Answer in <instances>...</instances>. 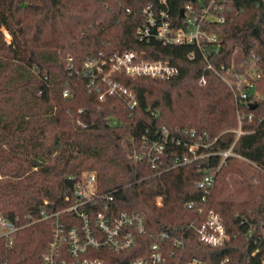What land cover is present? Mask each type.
Instances as JSON below:
<instances>
[{
  "label": "trees",
  "instance_id": "obj_1",
  "mask_svg": "<svg viewBox=\"0 0 264 264\" xmlns=\"http://www.w3.org/2000/svg\"><path fill=\"white\" fill-rule=\"evenodd\" d=\"M153 1L0 0V94L5 88L19 94L14 108L0 106V174L7 176L0 181V215L17 228L0 236V264H48L44 256L56 217L43 219V211L51 213L64 192L74 193L77 181L91 171L101 191L118 190V208L147 214L150 242L158 241L163 228L171 232L169 264L192 258L218 264L226 256L228 264H263L264 245L252 256L255 238L247 237L249 224L242 220L261 222L264 216V182L253 184L244 167L248 162L264 171V101L237 106L229 85L206 69L194 45L140 41L142 9ZM192 1L170 0L178 23L183 4ZM219 1L226 2L227 22L219 26L222 44L211 54L214 66L232 65L237 49L264 59V0ZM126 50L144 52L146 59H168L180 74L161 80L115 72L113 78L136 94L137 103L131 107L122 95L101 100L89 86L85 64ZM238 111L254 116L246 119V133L236 140ZM196 141L213 142L211 151L227 150L235 142L241 156H230L220 166L206 203L221 213L233 235L220 247L201 243L189 228L205 218L197 210L203 205L197 182L221 159L214 155L185 163L193 157L186 144ZM155 142L165 145L162 152H151ZM140 154L142 159L136 157ZM157 195L164 197L162 206ZM189 201L197 207L187 208ZM175 238L183 245L176 247Z\"/></svg>",
  "mask_w": 264,
  "mask_h": 264
},
{
  "label": "built area",
  "instance_id": "obj_2",
  "mask_svg": "<svg viewBox=\"0 0 264 264\" xmlns=\"http://www.w3.org/2000/svg\"><path fill=\"white\" fill-rule=\"evenodd\" d=\"M226 2L219 0H196L185 2L181 8V23L174 18L170 0H154L146 4L142 13L144 21L138 29L140 41H158L162 45H194L206 61V69L217 72L229 85L236 98L237 106L252 105L256 99L264 101V59L254 51L245 56L242 49L234 52L232 65H222L218 70L211 61L213 51L219 50L222 37L219 26L227 22L225 14ZM131 12L130 8H127ZM144 52L137 50L116 51L108 58L86 62L84 70L90 78L91 90L100 93V99L107 94L122 95L129 98L131 107L137 103L136 94L122 82L113 78V73L122 72L132 77L148 76L161 80H169L180 74L177 64L168 59L143 58ZM195 52L190 57L194 58ZM73 61V58H70ZM201 83H206L205 74ZM69 95L68 91L64 92ZM253 113L238 111V126L234 129L236 140L246 133L244 122L252 119ZM163 131L168 135L164 126ZM194 135V134H193ZM235 140V141H236ZM181 143V141H178ZM213 142L186 144L192 158H186L185 163L197 159H209L220 156V164L216 170L205 171L197 187L203 190V205L197 207L196 201H189L186 207L198 208L205 218L197 223L191 222L189 228L197 233L198 240L208 246L220 247L233 239L220 212L214 208H206L209 195L215 182L220 166L230 156L241 157L234 151L235 142L227 150L211 151ZM165 145L155 142L151 152H162ZM142 159L143 154L136 155ZM158 158V157H157ZM153 159V167L156 166ZM72 179H76L74 176ZM118 190L101 191L98 185L97 173L88 172L82 180H78L74 193L65 191L54 204L51 213L43 211V219L56 217L53 239L44 256L48 264H169V255L174 252L167 249L166 243L172 238L171 232L163 228L157 235L158 241L150 242V231L147 214L139 209H120L117 206ZM163 195L156 196L158 206L163 205ZM47 202V201H46ZM247 223L246 235L255 238V248L252 256L261 252L264 243V216L260 222H252L244 217ZM259 224V225H258ZM2 227L7 230L2 232ZM259 227V231H258ZM16 227L0 215V236H8L16 231ZM256 235L254 236V234ZM174 245L180 247L183 241L174 239ZM230 256H226L218 264H228ZM264 264V259H262ZM186 264H207L205 260L192 258Z\"/></svg>",
  "mask_w": 264,
  "mask_h": 264
},
{
  "label": "rangeland",
  "instance_id": "obj_3",
  "mask_svg": "<svg viewBox=\"0 0 264 264\" xmlns=\"http://www.w3.org/2000/svg\"><path fill=\"white\" fill-rule=\"evenodd\" d=\"M6 37L7 39H11V36L9 35L8 32H6ZM72 56H70L71 58ZM69 64V61H67ZM6 88H5V91L2 92L0 94V106H4L6 107L7 109L8 108H14V105H17L18 104V100L19 98L17 96H19L18 93H15V92H12L11 94L9 93H6ZM15 99V100H14ZM53 131V128L51 127V131L49 132V138L47 140L48 143H51L52 142V134L51 132ZM2 134V131L0 130V135ZM2 136V135H1ZM2 148L5 149L6 151H9V147H3L2 145ZM4 154H7V153H4ZM57 154V153H55ZM55 154L53 156H55ZM244 167H245V171L246 173L248 174V177H250L251 179V182L255 185H263V182H264V171L257 165V164H248V162H246L244 164ZM2 169H6V168H2ZM230 176V175H228ZM7 176H4L2 174H0V181L1 180H4ZM227 182H229V186L230 188L232 187V179L230 177H227ZM7 230L6 227H2L1 231L2 232H5Z\"/></svg>",
  "mask_w": 264,
  "mask_h": 264
},
{
  "label": "water",
  "instance_id": "obj_4",
  "mask_svg": "<svg viewBox=\"0 0 264 264\" xmlns=\"http://www.w3.org/2000/svg\"><path fill=\"white\" fill-rule=\"evenodd\" d=\"M253 108L255 107V105L252 106Z\"/></svg>",
  "mask_w": 264,
  "mask_h": 264
}]
</instances>
